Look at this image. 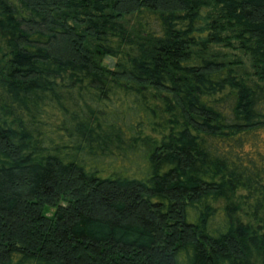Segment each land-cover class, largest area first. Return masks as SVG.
<instances>
[{"label": "trees", "instance_id": "obj_1", "mask_svg": "<svg viewBox=\"0 0 264 264\" xmlns=\"http://www.w3.org/2000/svg\"><path fill=\"white\" fill-rule=\"evenodd\" d=\"M0 264H264V0H0Z\"/></svg>", "mask_w": 264, "mask_h": 264}, {"label": "rangeland", "instance_id": "obj_2", "mask_svg": "<svg viewBox=\"0 0 264 264\" xmlns=\"http://www.w3.org/2000/svg\"><path fill=\"white\" fill-rule=\"evenodd\" d=\"M112 61H113V59L106 57V58H104L103 63L108 65L109 67H111L112 66Z\"/></svg>", "mask_w": 264, "mask_h": 264}]
</instances>
